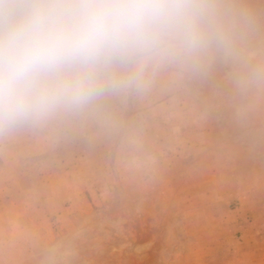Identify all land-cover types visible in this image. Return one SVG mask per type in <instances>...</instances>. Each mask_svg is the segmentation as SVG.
Segmentation results:
<instances>
[{
	"label": "rangeland",
	"instance_id": "374dc122",
	"mask_svg": "<svg viewBox=\"0 0 264 264\" xmlns=\"http://www.w3.org/2000/svg\"><path fill=\"white\" fill-rule=\"evenodd\" d=\"M195 55L0 134V264H264V0H206Z\"/></svg>",
	"mask_w": 264,
	"mask_h": 264
},
{
	"label": "clouds",
	"instance_id": "9594fccd",
	"mask_svg": "<svg viewBox=\"0 0 264 264\" xmlns=\"http://www.w3.org/2000/svg\"><path fill=\"white\" fill-rule=\"evenodd\" d=\"M206 0H0V134L131 83L117 65L195 55Z\"/></svg>",
	"mask_w": 264,
	"mask_h": 264
}]
</instances>
